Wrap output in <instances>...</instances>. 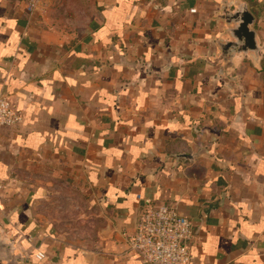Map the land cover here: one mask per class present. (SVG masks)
I'll return each mask as SVG.
<instances>
[{"label":"crops","instance_id":"0c3cea01","mask_svg":"<svg viewBox=\"0 0 264 264\" xmlns=\"http://www.w3.org/2000/svg\"><path fill=\"white\" fill-rule=\"evenodd\" d=\"M225 1L0 0V92L22 114L0 127L15 264H148L128 237L159 202L193 219L191 264H264V0H239L258 56L227 60Z\"/></svg>","mask_w":264,"mask_h":264},{"label":"built area","instance_id":"2783aa9c","mask_svg":"<svg viewBox=\"0 0 264 264\" xmlns=\"http://www.w3.org/2000/svg\"><path fill=\"white\" fill-rule=\"evenodd\" d=\"M21 119L16 103L0 92V127L15 125ZM193 243L192 218L181 214L171 203H147L138 213L126 252L138 255L148 264H191Z\"/></svg>","mask_w":264,"mask_h":264},{"label":"water","instance_id":"95a60500","mask_svg":"<svg viewBox=\"0 0 264 264\" xmlns=\"http://www.w3.org/2000/svg\"><path fill=\"white\" fill-rule=\"evenodd\" d=\"M231 2V3H230ZM233 5V9L230 7ZM222 18L226 21V28L223 37L217 41L221 56L227 60L230 56L241 55L252 52L258 56L261 49L257 33L252 27L255 16L249 9L247 3L239 0H226L223 6ZM231 60V59H230ZM230 63H233L230 62ZM13 241H8L0 233V258L8 261V264H15L21 255H14Z\"/></svg>","mask_w":264,"mask_h":264},{"label":"rangeland","instance_id":"374dc122","mask_svg":"<svg viewBox=\"0 0 264 264\" xmlns=\"http://www.w3.org/2000/svg\"><path fill=\"white\" fill-rule=\"evenodd\" d=\"M55 197H59V198H55L56 202H60L63 201V199H60V196H55ZM59 207H55V211L61 214H65L66 215V220L65 223L68 227H76L77 223L79 221H77L78 219V215L80 212L79 208H73V207H69V206H62L61 210H58ZM70 208V209H69Z\"/></svg>","mask_w":264,"mask_h":264}]
</instances>
